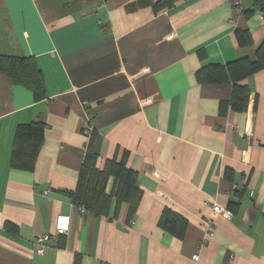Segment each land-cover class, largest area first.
Returning a JSON list of instances; mask_svg holds the SVG:
<instances>
[{
  "label": "crops",
  "instance_id": "1",
  "mask_svg": "<svg viewBox=\"0 0 264 264\" xmlns=\"http://www.w3.org/2000/svg\"><path fill=\"white\" fill-rule=\"evenodd\" d=\"M135 1L0 0V56L33 58L45 88L35 100L0 74V264H264V69L240 82L241 112L232 84L195 76L254 58L264 6L179 0L155 13L130 10ZM236 30L252 45L240 47ZM33 121L45 123L33 168H14L16 130ZM92 133L98 169L127 153L137 174L129 224L126 204L97 216L69 198ZM165 208L187 221L182 239L158 226ZM59 214L70 230L36 254Z\"/></svg>",
  "mask_w": 264,
  "mask_h": 264
},
{
  "label": "trees",
  "instance_id": "2",
  "mask_svg": "<svg viewBox=\"0 0 264 264\" xmlns=\"http://www.w3.org/2000/svg\"><path fill=\"white\" fill-rule=\"evenodd\" d=\"M177 1L179 0H136L129 8L135 10L149 6L155 13H159L170 9ZM253 1L256 6H264V0ZM244 14L249 16L250 12H244ZM234 35L240 47L252 45L247 31L236 30ZM263 69L264 39L256 47L253 59L240 57L225 65L207 64L201 67L195 76L198 83L202 84H232L230 105L234 111L241 112L246 108L249 89L240 82ZM0 74L8 77L12 83L32 91L35 100L44 97L43 78L33 58L0 56ZM44 129L43 121H33L17 128L11 158L14 168L32 170L43 140ZM95 137V133L90 135L78 174L77 186L73 192L68 193L69 198L75 206L83 207L97 216H107L112 206L115 214L121 204H126L128 206L126 223L129 224L136 214L142 196V191L136 185L137 174L126 167L127 153H124L119 160L116 158L107 160L103 169H98L97 154L94 152ZM241 196L242 193L237 195V203L228 205L231 211H236ZM186 225L187 221L182 216L168 208L162 211L158 221V226L162 230L178 239L183 238ZM75 264L78 263L75 262Z\"/></svg>",
  "mask_w": 264,
  "mask_h": 264
},
{
  "label": "built area",
  "instance_id": "3",
  "mask_svg": "<svg viewBox=\"0 0 264 264\" xmlns=\"http://www.w3.org/2000/svg\"><path fill=\"white\" fill-rule=\"evenodd\" d=\"M230 3L236 9H238L240 6L239 0H230ZM260 22L262 23V25H264V15H261ZM80 210L83 212L84 208L81 207ZM212 211L214 215H220L225 220H229L232 217V213L228 209L222 208L218 204H213ZM53 227H54V231L52 235L45 234L38 238L37 240L38 244L35 249L36 254L38 255L43 254L45 245L48 242H50L53 236H59L68 233V231L70 230V217L68 215H62V214L57 215L55 217ZM192 259L195 261L197 259V255H193Z\"/></svg>",
  "mask_w": 264,
  "mask_h": 264
},
{
  "label": "rangeland",
  "instance_id": "4",
  "mask_svg": "<svg viewBox=\"0 0 264 264\" xmlns=\"http://www.w3.org/2000/svg\"><path fill=\"white\" fill-rule=\"evenodd\" d=\"M237 10H240V6H239V8Z\"/></svg>",
  "mask_w": 264,
  "mask_h": 264
}]
</instances>
